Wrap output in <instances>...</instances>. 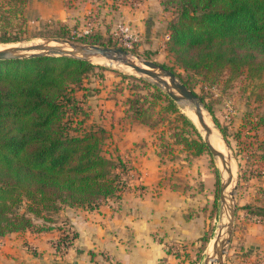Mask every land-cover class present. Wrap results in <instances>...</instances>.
I'll use <instances>...</instances> for the list:
<instances>
[{"label": "trees", "instance_id": "16d2710c", "mask_svg": "<svg viewBox=\"0 0 264 264\" xmlns=\"http://www.w3.org/2000/svg\"><path fill=\"white\" fill-rule=\"evenodd\" d=\"M13 1L25 5L29 0ZM159 1L164 12L175 15L168 22L167 47L187 75L163 67L192 91L195 77L211 86L226 78L229 86L241 75L264 76V0ZM84 34L78 39L82 44L119 47L113 34ZM66 35L64 30L58 37ZM20 41L6 37L0 43ZM96 69L106 67L67 57L0 61V239L36 230V220L53 222L52 216L65 208L93 211L109 200L121 199L130 167L106 149V129H86L76 118L84 113H79L82 109L74 94ZM140 82L154 90L152 103L142 96L128 99L126 116L154 128L156 124L147 119L151 108L146 106L166 102L167 110L178 114L198 138L182 140L176 135V144L193 156L209 153L195 124L179 112L175 102L155 85ZM255 126L264 128V115ZM257 150L256 160L264 163V138ZM245 210L264 218V208L246 206ZM211 230L200 240L198 261L211 240Z\"/></svg>", "mask_w": 264, "mask_h": 264}, {"label": "crops", "instance_id": "0c3cea01", "mask_svg": "<svg viewBox=\"0 0 264 264\" xmlns=\"http://www.w3.org/2000/svg\"><path fill=\"white\" fill-rule=\"evenodd\" d=\"M87 5L94 25L89 31L112 34L115 25L127 24L136 35L137 46L144 51H152L161 40L157 29L164 24L166 15L159 0H144L139 8L126 0H92ZM115 138L117 155L131 169L121 199L109 200L93 211L65 208L53 222L43 224L39 220L35 222L36 230L0 239V264L198 261L200 240L215 222L211 214L216 177L207 155L193 156L177 144L173 151L163 153L154 131L137 124ZM261 176L255 173L238 187L241 209L236 215L229 264H264V218L245 210L246 206L264 208ZM66 229H71L76 237L66 255L60 257L53 244ZM172 247L179 249L177 255L172 254Z\"/></svg>", "mask_w": 264, "mask_h": 264}, {"label": "rangeland", "instance_id": "374dc122", "mask_svg": "<svg viewBox=\"0 0 264 264\" xmlns=\"http://www.w3.org/2000/svg\"><path fill=\"white\" fill-rule=\"evenodd\" d=\"M91 1L29 0L25 5H17L13 0H0V40L6 37H18L21 39L17 43H0V47L4 50L9 47L44 44L51 40L69 41L77 45H92L78 42V39L85 35L84 33L94 31H89L91 29L90 26L92 25L93 27L94 25L90 20L92 19L91 14H89L90 10L86 8ZM164 13L166 20L157 29L158 37L161 40L157 42V46L152 48V51L142 50V48L137 46V41L129 46H123L118 43L119 47L112 48L127 49L128 51H126L135 60L140 58L162 66L165 65L186 76L187 74L176 65L175 56L168 51L167 47V41L169 40L168 22L175 15L171 12ZM95 25L100 27L98 24ZM105 29L104 27L102 28L103 31ZM64 30L67 33V38H59L58 36ZM112 34L114 35V32ZM103 35L108 36L111 34ZM101 66L106 67V70L96 69L84 81L83 88L74 94L77 106L82 109L79 113H84L78 114L76 118L84 122L86 129L92 127L96 129L106 128L109 134V139L106 141V149L116 156L118 145L115 136L118 138L131 125H141L126 116L127 101L128 99L135 101L139 96H142L147 97L152 103L154 90L145 89L144 84L140 80L143 79L151 85L153 81L121 66L108 63H102ZM195 79H197V82L193 92L200 98L206 114L215 122V129L218 130L229 146L238 190V187L242 183L248 182L255 173L261 176L264 172V163L256 160V156L260 155L257 149L259 142L264 138V128L257 129L255 126L259 118L264 115V76L249 79L241 75L229 86L224 82L226 78H222V82L215 86L203 84L197 77ZM179 80L183 82L181 79ZM176 105L181 114L193 120L192 114H189L191 111L188 108L183 105ZM146 107L151 108L147 114L149 115L148 121L156 125L154 128L142 126L154 131L155 136L158 137V147L161 152L168 153L173 151L172 147L176 145L174 138L176 135L182 140L185 137L190 140L198 139L190 133L184 122L179 120L178 114L167 110L168 104L166 102L159 101L153 105L147 104ZM207 108L211 110L212 114ZM86 115H89V118H85ZM115 124H118V127ZM205 155H207L210 168L216 177L215 201L213 205L215 222L211 230V240L202 256V260L197 262L192 260L190 264H205L206 257L215 243V238L219 234L222 224L225 223L220 200L222 176L219 163L210 152L205 153ZM262 177L264 175L260 178ZM237 190L235 191V197L239 210ZM59 213L54 214L51 219L55 220ZM40 222L45 223L43 219H40ZM230 249V246H228L225 264H229Z\"/></svg>", "mask_w": 264, "mask_h": 264}, {"label": "water", "instance_id": "95a60500", "mask_svg": "<svg viewBox=\"0 0 264 264\" xmlns=\"http://www.w3.org/2000/svg\"><path fill=\"white\" fill-rule=\"evenodd\" d=\"M56 42L60 46H51L50 43ZM35 57H67L75 60L101 65L108 63L129 69L135 74L152 79L153 84L163 90L176 104L192 110L197 117L198 125L195 124L199 132H205L204 143L209 152L218 160L222 161L228 175L225 176L220 169L222 176L220 186V200L222 205L223 218L220 232L215 238L212 253L208 254L205 264H225L227 248L232 243L235 230V221L237 215V205L235 191L237 184L234 176V164L230 155V149L218 130L215 129V122L210 119L208 124L204 114L205 108L200 98L178 77L162 65L148 60L133 59L129 53L122 48L102 47L97 45H77L69 41L51 40L44 44L32 45L29 47L16 46L9 47L0 51V61L23 60ZM99 61L102 63H99ZM206 113V112H205ZM217 133L225 147L226 154L216 149L212 144V137Z\"/></svg>", "mask_w": 264, "mask_h": 264}, {"label": "built area", "instance_id": "2783aa9c", "mask_svg": "<svg viewBox=\"0 0 264 264\" xmlns=\"http://www.w3.org/2000/svg\"><path fill=\"white\" fill-rule=\"evenodd\" d=\"M131 6L135 8H139L144 0H128ZM115 40L123 46H129L132 43L136 42L137 38L133 32V29L124 23H119L115 27L114 31ZM68 238V239H66ZM74 240V232L71 229L64 230L60 237L54 241V250L60 257H64L70 247V241ZM172 251L173 255H177L179 253V249L172 247L169 248ZM170 251V252H171Z\"/></svg>", "mask_w": 264, "mask_h": 264}, {"label": "bare ground", "instance_id": "6f19581e", "mask_svg": "<svg viewBox=\"0 0 264 264\" xmlns=\"http://www.w3.org/2000/svg\"><path fill=\"white\" fill-rule=\"evenodd\" d=\"M50 45H51V46H60V45H59L58 43H56V42H52V43H50ZM24 47H29V46H24ZM2 49H3V48L0 47V51H1ZM99 63H102V61H101V62L99 61ZM189 110H190V109H189ZM190 111H191V113H189V114H192V117H193V121H194V123H195L196 125H198L197 117L195 116V114H194V112H193L192 110H190ZM204 114H205V116H206V120H207L208 124L211 125V122H210V119H209L208 115H207L205 112H204ZM202 135H203V137H205V132H204V131H203ZM211 141H212L213 146H214L216 149H218L219 151H221V152H223V153L226 154L225 147H224V145H223V143H222V141H221V139H220V137H219V135H218L217 133H215V135L212 137ZM218 163H219V168L223 171L224 175L227 176L228 173H227L226 169L224 168V166H223V164H222V161H221L220 159H218ZM213 246H214V245H213ZM213 246H212L211 249H210V254H211L212 251H213ZM212 264H217V263L214 261Z\"/></svg>", "mask_w": 264, "mask_h": 264}]
</instances>
